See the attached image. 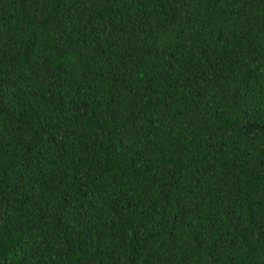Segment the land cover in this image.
I'll return each mask as SVG.
<instances>
[{"label": "trees", "instance_id": "16d2710c", "mask_svg": "<svg viewBox=\"0 0 264 264\" xmlns=\"http://www.w3.org/2000/svg\"><path fill=\"white\" fill-rule=\"evenodd\" d=\"M0 264H264V0H0Z\"/></svg>", "mask_w": 264, "mask_h": 264}]
</instances>
